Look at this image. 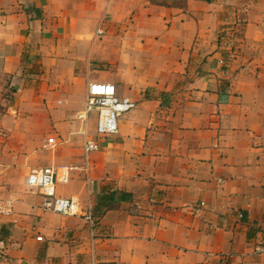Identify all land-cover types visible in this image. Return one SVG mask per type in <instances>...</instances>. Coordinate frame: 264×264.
Returning <instances> with one entry per match:
<instances>
[{"label":"crops","instance_id":"crops-1","mask_svg":"<svg viewBox=\"0 0 264 264\" xmlns=\"http://www.w3.org/2000/svg\"><path fill=\"white\" fill-rule=\"evenodd\" d=\"M92 82L137 100L55 185L91 233L28 176L81 163ZM0 198V264H264V0H0Z\"/></svg>","mask_w":264,"mask_h":264},{"label":"built area","instance_id":"built-area-1","mask_svg":"<svg viewBox=\"0 0 264 264\" xmlns=\"http://www.w3.org/2000/svg\"><path fill=\"white\" fill-rule=\"evenodd\" d=\"M101 34L102 29L98 27L95 35ZM136 100L135 91L121 83L92 82L88 84L83 108L75 113V118L83 124L81 163L71 165L62 159L53 158L44 167L33 170L28 176L29 187L41 196L40 208L43 211L84 219L92 233L95 221L90 205L87 209H81L73 199L56 197L55 185H68L73 172L81 174L87 186L94 184L90 158L98 151L96 137L116 134L119 118L134 108ZM6 112L14 114L16 106L9 104ZM92 112L97 113V121L94 127L88 128V119ZM56 145L55 138L50 137L44 141L42 149H53ZM11 211V202L0 198V216L8 215ZM41 264H49V262L44 261Z\"/></svg>","mask_w":264,"mask_h":264}]
</instances>
